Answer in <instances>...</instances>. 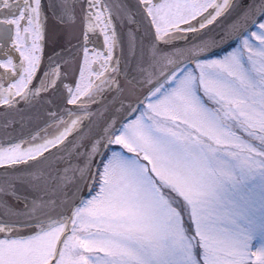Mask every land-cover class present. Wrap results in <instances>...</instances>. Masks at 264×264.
<instances>
[{
	"label": "snow or ice",
	"instance_id": "6c2138e0",
	"mask_svg": "<svg viewBox=\"0 0 264 264\" xmlns=\"http://www.w3.org/2000/svg\"><path fill=\"white\" fill-rule=\"evenodd\" d=\"M0 264H264V0H0Z\"/></svg>",
	"mask_w": 264,
	"mask_h": 264
}]
</instances>
